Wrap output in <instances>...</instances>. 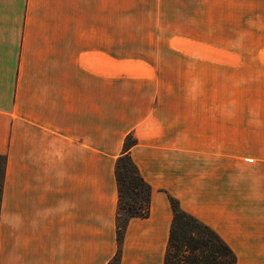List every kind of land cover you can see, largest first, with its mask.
<instances>
[{
    "label": "crops",
    "instance_id": "obj_1",
    "mask_svg": "<svg viewBox=\"0 0 264 264\" xmlns=\"http://www.w3.org/2000/svg\"><path fill=\"white\" fill-rule=\"evenodd\" d=\"M129 132L116 264H162L169 197L264 264V0H0V264H108Z\"/></svg>",
    "mask_w": 264,
    "mask_h": 264
},
{
    "label": "trees",
    "instance_id": "obj_2",
    "mask_svg": "<svg viewBox=\"0 0 264 264\" xmlns=\"http://www.w3.org/2000/svg\"><path fill=\"white\" fill-rule=\"evenodd\" d=\"M136 143L131 132L122 141L114 161L117 200L114 213L117 249L108 264H116L126 222L131 217H145L148 213L150 188L140 176L129 156ZM5 156L0 154V195L4 176ZM171 221L162 264H234L235 257L227 244L208 225L179 208L169 197Z\"/></svg>",
    "mask_w": 264,
    "mask_h": 264
}]
</instances>
